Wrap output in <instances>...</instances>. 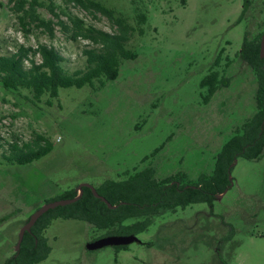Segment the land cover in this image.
I'll return each mask as SVG.
<instances>
[{"label":"rangeland","instance_id":"obj_1","mask_svg":"<svg viewBox=\"0 0 264 264\" xmlns=\"http://www.w3.org/2000/svg\"><path fill=\"white\" fill-rule=\"evenodd\" d=\"M39 1L44 6L36 8L38 20L27 18L24 29L14 4L0 0V55L45 44L62 54L68 72L85 69L88 42L70 41L47 10L49 0ZM94 1L134 27L136 7L147 13L144 34L136 32L128 44L138 57L124 61L119 78L104 87L61 89L51 107L48 97L36 106L27 92L0 85V160L8 143L32 144L42 135L53 145L33 163H0V264L15 254L31 215L68 191L97 188L147 168L155 169L158 180L175 176L181 186L210 179L223 147L257 112L256 76L238 55L247 32L263 31L264 0H253L245 18L244 0ZM54 5L66 23L79 17L115 31L100 14L65 0ZM41 20L53 21V36ZM218 56L216 70L229 86L205 104L208 88L201 82ZM228 179L211 205L161 208L147 230L136 234L141 242L124 248L88 250L107 232L83 221L53 220L44 232L50 254L40 264H264V153L261 159L236 158Z\"/></svg>","mask_w":264,"mask_h":264},{"label":"trees","instance_id":"obj_2","mask_svg":"<svg viewBox=\"0 0 264 264\" xmlns=\"http://www.w3.org/2000/svg\"><path fill=\"white\" fill-rule=\"evenodd\" d=\"M14 4L13 11L19 14L24 29L29 26L27 18L38 20L36 8L44 5L39 0H10ZM91 13L94 17L100 14L106 17L114 32L97 29L79 17H68V23L60 19L56 12L54 0H49L47 10L57 18V24L67 34L70 41L85 40L88 42L84 55L85 69L68 72L63 64L65 58L53 46L45 44L34 47L20 45L10 54L0 55V85L8 91L28 93L27 100L38 105L46 99V105L51 107L58 99L61 89L104 87L107 82L116 81L124 61L136 60L137 53L128 48L135 33L144 34V26L148 23V15L136 7V24H129L128 19L94 0H65ZM137 1H133L136 4ZM253 6V0H244L243 13L245 18ZM23 13V14H22ZM22 14V15H20ZM40 24L47 27L53 36V21L41 20ZM263 24H260L262 27ZM264 26V25H263ZM29 32V30H26ZM263 31L252 36V31L246 33L245 42L239 57L252 69L257 80L256 108L254 116L243 124L242 134L231 139L217 157L216 169L210 179L201 180L195 186L178 185L175 176L158 180L154 168H147L128 174L123 180H107L97 188V192L112 205L109 209L99 198H96L88 186L66 192L61 199L80 198L70 205L58 207L46 212L36 222L31 232H27L20 250L7 259L4 264H40L50 254L44 232L53 220L71 219L88 223L97 230L107 232L106 236L136 235L143 233L150 225L151 218L159 213L161 208L188 207L196 203H211L229 186V169L236 158L243 156L247 159H261L264 153V58H261V43ZM36 56L40 61H36ZM232 61L225 65L229 68ZM221 58L218 56L215 66L203 79L201 86L208 88L204 103L208 104L221 88L229 86V80L221 71ZM239 130V129H238ZM237 130V131H238ZM0 147H2L0 145ZM8 152L3 153L2 159L7 164L27 165L38 161L53 150L49 139L39 135L32 144L19 145L18 142L8 143ZM157 150L154 154L158 153ZM2 159L0 163L2 164ZM211 205V204H210ZM144 218L135 224H125L129 219ZM29 219L25 222V224ZM105 236V237H106ZM19 238V237H18ZM18 242V240H17ZM126 246L118 247L124 248ZM117 248V249H118Z\"/></svg>","mask_w":264,"mask_h":264},{"label":"water","instance_id":"obj_3","mask_svg":"<svg viewBox=\"0 0 264 264\" xmlns=\"http://www.w3.org/2000/svg\"><path fill=\"white\" fill-rule=\"evenodd\" d=\"M261 58H264V36L261 43V52H260ZM83 186H81L79 189H81ZM93 191V194L96 198L101 199L109 209H114L117 206L112 205L106 198L101 196L97 190L93 187H90ZM81 194L75 197L74 199H61L56 200L50 203L45 204L40 209H38L35 213H33L29 219V221L21 228L19 233L18 242L16 245V252L20 250L22 241L24 239L25 234L28 232H31L32 228L36 224V222L39 220L40 217H42L46 212L49 210L58 208V207H64L67 205H70L72 203H75L79 198ZM141 241L137 238L136 235H113V236H106L103 238H100L92 243H89L87 245L88 250H98L104 247H122V246H128L132 243H140Z\"/></svg>","mask_w":264,"mask_h":264},{"label":"flooded vegetation","instance_id":"obj_4","mask_svg":"<svg viewBox=\"0 0 264 264\" xmlns=\"http://www.w3.org/2000/svg\"><path fill=\"white\" fill-rule=\"evenodd\" d=\"M114 248H118V247H114Z\"/></svg>","mask_w":264,"mask_h":264}]
</instances>
